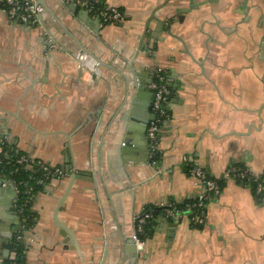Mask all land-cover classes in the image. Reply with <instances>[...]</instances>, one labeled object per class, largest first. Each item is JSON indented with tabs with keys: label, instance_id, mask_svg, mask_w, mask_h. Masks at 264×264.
I'll use <instances>...</instances> for the list:
<instances>
[{
	"label": "crops",
	"instance_id": "0c3cea01",
	"mask_svg": "<svg viewBox=\"0 0 264 264\" xmlns=\"http://www.w3.org/2000/svg\"><path fill=\"white\" fill-rule=\"evenodd\" d=\"M39 1L46 13L38 24L12 21L0 6V140L52 168H95L101 190L79 180L66 199L59 221L78 242L71 250L54 223L69 180L52 179L33 203L38 220L24 234L25 264H99L106 238L112 247L131 237L143 210L199 196L192 167L216 179L232 166L264 175V0H102L124 16L105 25L81 9L76 23ZM152 16L168 24L152 21L139 49ZM43 25L75 57L85 51L83 62L62 50L42 58ZM122 60L141 68L145 90L128 91ZM158 70L171 97L154 165L145 122L152 121L149 85ZM122 127L131 145L120 164ZM15 199L0 189V214ZM151 224L138 264H264V196L246 185L224 183L202 227L188 216L173 222L159 215Z\"/></svg>",
	"mask_w": 264,
	"mask_h": 264
},
{
	"label": "built area",
	"instance_id": "2783aa9c",
	"mask_svg": "<svg viewBox=\"0 0 264 264\" xmlns=\"http://www.w3.org/2000/svg\"><path fill=\"white\" fill-rule=\"evenodd\" d=\"M67 2L74 4L79 9H84L96 15L101 19L102 25L114 24L124 20V16L121 12L107 8L104 6L102 0H67ZM0 6L12 21L20 23L38 24L39 15L43 11V8L36 0H0ZM149 89L154 93L151 111L155 116V119L150 123L147 131L150 142L149 158L152 164L157 165L159 160V134L163 123L169 117L167 105L171 97V91L167 84V77L162 70H158L153 82L149 85ZM7 143L8 142L5 140H0V182L2 183V187L7 189L9 188V184H13L18 196L15 200L14 208L20 220L21 230L15 235L11 260L9 262V264H18V248L21 244H26L24 234L28 231L26 229L28 218L25 216V209L31 203L32 190H28L24 193L23 204L19 205L21 191L19 185H17L11 177L15 175V173H19L22 169H32L35 166L47 174L48 177L53 176V179L62 178L66 173L61 168H52L42 161L31 160L27 156L20 154L16 149H10V152H12L11 158H16L15 164L19 168L15 171H8L6 168L3 169V157H8L9 155V153L6 152ZM188 173L201 189L199 196L194 201L184 204H177L174 202L157 204L138 214L135 217L137 228L133 235V240L138 250L143 248V238L147 235L148 226L155 221L158 212H161L162 215L169 220H174L176 217L182 218L188 216L194 226H204L208 201L212 198H218L222 193V184L228 181L246 185L251 188L256 195L264 196V175L255 176L249 169L244 167L232 166L228 168L219 179L213 178L208 172L199 167L190 168Z\"/></svg>",
	"mask_w": 264,
	"mask_h": 264
},
{
	"label": "water",
	"instance_id": "95a60500",
	"mask_svg": "<svg viewBox=\"0 0 264 264\" xmlns=\"http://www.w3.org/2000/svg\"><path fill=\"white\" fill-rule=\"evenodd\" d=\"M36 1L41 7L43 6L39 0H36ZM45 1L47 2V5H54L55 4V8L57 9V11H60L62 13V15H64L66 18L78 23V20H76V14H77L79 8L77 6H75L74 4L68 3L67 0H45ZM81 10H83V12L89 16L88 11H86L84 9H81ZM45 13H46V9L43 8L42 13L39 15L40 21L42 20V16ZM78 18L80 20H82V17H78ZM154 20L161 22V23L168 24L166 21L165 22L160 21L155 16H152L146 23L145 31H144V34L142 36L139 49L143 48V50H145L146 44L144 43V41L147 37L152 36V31L149 30L150 29L149 27H150V23ZM99 22H101L100 18H99ZM90 30L94 31L95 34H97L96 30H94V29H90ZM61 40H62L61 37L55 36L54 34H52L51 31L48 30V28L45 25H43V30L40 31V39H39V43L42 47V58L45 59L47 57V58L53 59L54 52H56V53L60 52L61 53V50H62V52L66 53L69 56H71L72 58L76 59L79 63H82L84 56L86 55V52L85 51L81 52L79 55V58L75 57L72 54V51H70L69 47L62 44ZM122 61L124 62L125 66H126L123 69V71H125L127 74L126 82H127L128 91L132 92V94H136L137 92L140 93V92H142V90H145V87H144L145 83L142 82L139 78L141 75V68L137 69L136 67H134L132 65V63L129 64L125 60H122ZM98 69H99V67H98ZM95 74L97 75L96 70H95ZM150 94H151L152 100L154 101V93L151 91ZM152 104H153V102H152ZM152 104H150V107H152ZM154 119H155V116L152 113V121ZM148 125H149V123L145 122V133L148 131ZM119 139L120 140H119V144H118V148H117V153H118V156L120 159V164H121L122 161L129 160V159H126L125 156H126V152L128 151L127 150L128 147H130V145H131L130 142L129 143L127 142L129 137L125 135V127L121 128V135H120ZM147 139L149 141L148 136H147ZM123 144H124V146H123ZM149 152H150V145L148 147V153ZM95 172H96L95 168L90 173L73 172V170L67 169L65 171V173H66L65 176L62 177V178H67L69 180V184H68V187L66 189L65 194L63 195L61 200L58 202L56 209L54 211V223H55V226L60 231V236L63 238V244L66 247L70 248L71 250H77L78 249V242H77L74 234L72 233V231L69 230V228H67V226H65L64 224H62L59 221V213L61 212V210L64 206V203H65L66 199L68 198V196L70 195L71 190H72L74 184L76 183V181L89 180L90 182L95 183L96 192L100 193L101 187L99 186L100 183H99L98 178L96 177ZM126 181L130 183V181H131V175L130 174H128V176L126 177ZM0 189L1 190H7L8 192L12 193L13 198H16V199L18 198V196L16 194V188L13 184H9V188L7 189V188L2 187V183L0 182ZM130 194L132 195V194H134V192L130 191ZM99 200H100V204H101L102 215H103L105 221L107 222V220H108V209L104 205L101 197H99ZM14 205H15V203H14ZM14 205L9 204L8 207H5L4 213L0 214V218L3 219L1 221V223L5 227V228L3 227L1 229V233L11 232L12 227H14V226L18 227V231L21 230L20 220L15 213ZM180 220H181V217H176L173 220V222H178ZM136 228H137V224L135 223V231H136ZM121 233H123V231ZM134 233H133V235H134ZM133 235L131 237H128V238H124L122 236H119L116 244L112 247L110 244V239L107 237L103 256H102V259H101L99 264H121L123 261H125V264H138V261L141 257V251L137 249V245H136L135 241L133 240ZM8 255H9V251L7 250V258H8Z\"/></svg>",
	"mask_w": 264,
	"mask_h": 264
},
{
	"label": "trees",
	"instance_id": "16d2710c",
	"mask_svg": "<svg viewBox=\"0 0 264 264\" xmlns=\"http://www.w3.org/2000/svg\"><path fill=\"white\" fill-rule=\"evenodd\" d=\"M6 152L9 153L8 157H3V165L2 168H6L8 171H15L17 168H19L16 164V158H11L12 152H10V149H15L14 146H12L10 143H7ZM65 171V170H64ZM11 179L19 185L20 191H21V197L19 205L23 204L24 199V193L28 190H32V196H31V203L26 207L25 209V216L28 218V221L26 223V229L30 230L32 229L36 223H37V216L33 210V203L37 195L44 192L45 187L50 183V181L53 179V176L48 177L47 174H45L42 170L37 168L36 166L32 169H22L19 173H15L11 177ZM42 181V183H41ZM41 183V184H40ZM223 185V184H222ZM162 215L161 212L157 213V216ZM152 224H149L147 235L144 236L143 239H145L150 234V229ZM27 246L26 244H21L17 251V263L18 264H25V253H26Z\"/></svg>",
	"mask_w": 264,
	"mask_h": 264
},
{
	"label": "flooded vegetation",
	"instance_id": "af4514ba",
	"mask_svg": "<svg viewBox=\"0 0 264 264\" xmlns=\"http://www.w3.org/2000/svg\"><path fill=\"white\" fill-rule=\"evenodd\" d=\"M19 231H18V227L14 226V227H12L11 232H9V233H6V232L1 233L2 239H3V247H2V249L0 251V263L1 264H9V262L11 260V254H12L13 244H14V240H15V235ZM7 250L9 251L8 258H7Z\"/></svg>",
	"mask_w": 264,
	"mask_h": 264
}]
</instances>
